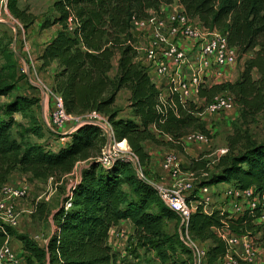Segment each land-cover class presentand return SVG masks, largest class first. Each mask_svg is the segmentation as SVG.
Returning <instances> with one entry per match:
<instances>
[{
	"label": "trees",
	"instance_id": "16d2710c",
	"mask_svg": "<svg viewBox=\"0 0 264 264\" xmlns=\"http://www.w3.org/2000/svg\"><path fill=\"white\" fill-rule=\"evenodd\" d=\"M174 2L188 17L225 35L239 57L252 53L237 80L201 85L198 96L207 102L227 92L244 113L255 114L264 108V0H54L40 26H56V30L38 56L41 68L55 64L49 89L61 98L68 114H103L111 126L113 140L129 147L141 171L124 158L102 164L98 157L105 138L101 127L91 122L78 124L55 149L44 143H22L21 138L11 134L14 113L20 107L37 105L39 99L20 94L9 97L13 84L0 82V190L17 171L45 179L70 173L77 162L86 161L78 179L53 211L55 229L45 246L25 235L18 237L27 264H117L109 244L112 227L129 220L138 244L158 247L164 220L177 217L142 172L149 159L144 143H161L158 137L168 136L167 144H181L185 134L199 129V108L192 102H182L176 94H169L165 106L159 107V88L137 58L133 48L137 33L132 29V22L160 16ZM6 4L25 25L32 22L16 0H6ZM116 56V72L110 77ZM6 69L18 76L13 63ZM254 70L259 75L257 79L253 78ZM123 88L129 91L130 109L124 117L117 116L111 108ZM222 182L263 191L264 142L251 143L235 154L222 156L205 183ZM123 184L128 192L121 189ZM258 216L257 209L229 217L227 211L205 212L197 205L188 218L187 229L194 241L208 242L205 261L214 264L226 254L225 242L212 229L222 222L239 235L253 236L264 249V222H256ZM11 235L9 227L0 226V247Z\"/></svg>",
	"mask_w": 264,
	"mask_h": 264
},
{
	"label": "rangeland",
	"instance_id": "374dc122",
	"mask_svg": "<svg viewBox=\"0 0 264 264\" xmlns=\"http://www.w3.org/2000/svg\"><path fill=\"white\" fill-rule=\"evenodd\" d=\"M53 1L16 0L17 6L24 9L32 19L30 24L25 25L24 22L10 12L7 4L5 7L0 0V20L5 21V24L0 25V82L13 84L9 97L31 90L33 94L29 93V95L24 96L38 95L42 104L32 108H18L14 113L17 120L11 127V134L18 140L21 138L22 143L37 142L36 140L42 139L43 143L50 149H55L63 142L61 137H65L64 140H67L66 137L74 129L72 125L75 123L69 122L63 132L59 134H53V132L44 129L42 125V115H44L45 122L48 117L46 92L53 82L52 76L55 64H51L46 69L41 68V61L37 56L41 46L56 30L54 29L53 32L47 31L52 28L49 27V29L45 28L46 30L43 32L40 26L43 18L50 13ZM172 8L178 10L181 9V6ZM191 20L202 25L196 18H191ZM147 33L148 30H139L137 33L136 41L142 47L147 46ZM138 36L145 37L142 38V41H139ZM4 50H8L5 56L2 55ZM251 55L252 53H249L239 57L237 54L233 65L229 66L220 77L210 79L206 83L234 82L238 79L244 67V62ZM11 63L16 65L18 76L6 69ZM48 76L47 81L45 77ZM110 77H112V74ZM258 77L257 71L254 70L253 78L257 79ZM157 81L160 95L161 91L165 90L166 83L165 80ZM262 93L264 96V84ZM219 95L232 99V96L227 92L219 93ZM128 96L129 91L126 88L121 89L116 95L111 108L117 116L124 117L129 114ZM5 99L6 97L2 98V100ZM207 102L202 98L197 102L196 105L199 108L197 116L200 127L193 130L200 133L203 140L198 142L182 140L181 144H167L165 140L167 141L169 137L159 136V140H163L161 143L145 142L144 148L149 155V159L148 163L142 166V172L146 178L151 179L153 182L168 184L172 181L173 176L169 171L162 169V162L166 156L170 155L179 171V177L191 179L194 182V189L189 195L193 201L198 200V203L203 201L209 211L219 206L227 211L232 209L236 203L232 202L231 198L222 196V189L235 186L228 182L218 187L211 186L208 198L214 200L212 204L207 203L199 196L201 194H199L198 188L200 185L206 184L205 182L209 179L210 174L216 171L222 156L235 154L248 144L264 142V108L260 112L249 114L244 113L236 105L234 109L209 114L205 110ZM158 104L161 105L159 96ZM163 105L165 106V101ZM100 115L106 120L104 122L105 127L100 126L105 138L103 149L108 144L110 135L109 145L115 148V155L118 158L130 161L132 167L140 172L141 169L137 166V159L130 152L127 144V148H121L120 141L113 142L110 124L103 114L100 113ZM25 120H27V123H25ZM85 163L86 161H79L72 172L45 179H34L28 174L18 171L15 174L13 173V177H9V185L21 186L26 189L24 196L12 202L14 209L11 216L15 223L11 225L7 220L0 217V226L9 227L13 233L10 236V244L16 252L20 253L22 248L18 242V237L21 235L27 236L35 244L43 245V242L47 243L49 236L55 229L52 221L53 211L60 205L71 184L78 179L80 166ZM121 189L125 192L129 191L126 184L121 185ZM255 221L258 223L264 222L263 220H257V218ZM114 228L109 236V244L117 264H197L199 256L196 254V245L204 252L209 245L208 242L194 241L191 237H187L184 233L183 221L178 215L174 219L164 220L163 235L158 247L156 245L143 246L138 244L133 236V226L129 220H121ZM254 241L256 240L254 239ZM256 243L258 244L257 241ZM20 254L23 255V253ZM20 258L22 264H27L26 255ZM201 259L202 264H206L205 257ZM214 264H223L222 259Z\"/></svg>",
	"mask_w": 264,
	"mask_h": 264
},
{
	"label": "built area",
	"instance_id": "2783aa9c",
	"mask_svg": "<svg viewBox=\"0 0 264 264\" xmlns=\"http://www.w3.org/2000/svg\"><path fill=\"white\" fill-rule=\"evenodd\" d=\"M133 31L148 30L146 39L147 46L142 47L137 41L133 43L138 60L147 68L150 80L158 87L157 80H165L166 87L161 91L159 100L162 108L165 98L169 94H176L182 102L197 104L201 99L198 90L201 85L208 84V80L216 79L236 61L237 50L227 44L226 36L216 29L209 30L198 23H194L181 9L170 8L163 11L160 16H152L150 19L132 22ZM139 41L145 36H138ZM46 106L48 117L46 118V129L53 134L62 133L69 122H75V128L83 122H91L105 127L106 120L96 111H90L83 115L68 114L63 107L61 98L47 88ZM236 104L230 98L219 94L215 95L205 105L209 114L234 109ZM110 126V125H109ZM111 129V126H110ZM111 135L113 132L111 129ZM111 136L109 135V138ZM62 138V143L66 140ZM169 139V138H168ZM186 142L202 141L203 137L196 131H190L182 138ZM114 142V140H113ZM61 143V144H62ZM115 155L113 146H105L98 160L102 164H109ZM162 169L169 171L173 176L168 184L156 183L149 180L155 188L160 200L171 211L181 217L184 224V233L190 238L187 229V221L197 205H201L203 211L208 212L207 205L198 200L193 201L189 195L194 189L191 179L179 177L173 158L168 155L163 159ZM140 176L141 173H140ZM203 184L198 188L201 198L207 203L211 186ZM26 194L23 187L12 186L6 182L0 190V217L14 224L11 216L14 209L13 201ZM222 196L231 198L236 204L227 210L229 217H235L247 210L257 209L259 216L257 220L264 221V190L257 191L253 187L240 189L228 187L222 189ZM69 206V203L66 204ZM218 211H225L217 207ZM226 244V254L222 258L223 264H264V249L259 246L251 235H239L229 229L226 222L218 228H212ZM21 253V252H20ZM16 252L11 244L10 237L6 236L0 247V264H22L21 255ZM196 254L199 256L197 264H202L205 252L196 245ZM201 255V257H200Z\"/></svg>",
	"mask_w": 264,
	"mask_h": 264
},
{
	"label": "crops",
	"instance_id": "0c3cea01",
	"mask_svg": "<svg viewBox=\"0 0 264 264\" xmlns=\"http://www.w3.org/2000/svg\"><path fill=\"white\" fill-rule=\"evenodd\" d=\"M1 2L2 3H4V5H5V7H6V0H1ZM177 6H179L180 7V5H178L177 4V2H174V3H172L171 5H169L168 7H166L163 11H168L170 8H172V7H177ZM19 9H21V8H19ZM2 24H5V21H1L0 20V25H2ZM51 28V27H50ZM49 29V28H48ZM54 29H56V26H52V28L51 29H49V30H47V31H50V32H53V30ZM45 30L46 29H42V31L43 32H45ZM51 37V36H50ZM50 37H49V39H50ZM48 39V40H49ZM48 40H46L45 42H44V44L48 41ZM43 44V45H44ZM43 45L41 46V48H40V51H41V49L43 48ZM40 51H39V54H40ZM39 54H38V56H39ZM37 56V57H38ZM116 66H117V56L116 57H114L113 58V60H112V69H111V71L109 72V75L111 76V74H112V76L115 74V72H116ZM46 69V68H45ZM45 75H46V73H45ZM45 79L48 81V79H49V76L48 77H45ZM41 91V90H40ZM32 91L30 90V91H23V92H20L19 94H22V95H29V93L30 94H33V93H31ZM41 93L43 94V92L41 91ZM26 95V96H27ZM34 96L35 97H37L38 99H39V101H38V104L39 105H42L41 104V102H40V96H38V95H35L34 94ZM42 98V97H41ZM37 104V105H38ZM34 106H36V105H33V106H31L30 108H32V107H34ZM14 118H15V116H14ZM17 120V118H15V121ZM25 123H27V120H25ZM45 120H44V115H42V125H43V127H44V129H46V127H45ZM31 136L33 135V134H30ZM164 137V136H163ZM167 137V136H166ZM67 138V137H66ZM168 138V137H167ZM37 141V143H43V140L42 139H40V140H36ZM145 144V143H144ZM121 148H125L123 145H121L120 146ZM85 164H83L82 166H80V169L84 166ZM15 174V173H14ZM14 174H12L10 177H13V175ZM9 180H10V178L8 179V181L7 182H9ZM229 183V182H228ZM225 184V182H223V183H219V184H217L216 186H213V187H218V186H221V185H224ZM207 201H208V203L209 204H212V203H214V200L212 199V198H208L207 199ZM115 227V226H114ZM114 227H112V229L110 230V233H111V231L113 230V229H115ZM110 233H109V236H110ZM19 242V241H18ZM109 242H110V240H109ZM46 244V242H43V245H40L39 243H37V245H39V246H41V247H43L44 245Z\"/></svg>",
	"mask_w": 264,
	"mask_h": 264
},
{
	"label": "water",
	"instance_id": "95a60500",
	"mask_svg": "<svg viewBox=\"0 0 264 264\" xmlns=\"http://www.w3.org/2000/svg\"><path fill=\"white\" fill-rule=\"evenodd\" d=\"M111 138V137H110ZM110 138H109V140H108V146H109V142H110ZM125 141V140H124ZM121 142V141H120Z\"/></svg>",
	"mask_w": 264,
	"mask_h": 264
},
{
	"label": "bare ground",
	"instance_id": "6f19581e",
	"mask_svg": "<svg viewBox=\"0 0 264 264\" xmlns=\"http://www.w3.org/2000/svg\"><path fill=\"white\" fill-rule=\"evenodd\" d=\"M117 145V144H116Z\"/></svg>",
	"mask_w": 264,
	"mask_h": 264
}]
</instances>
